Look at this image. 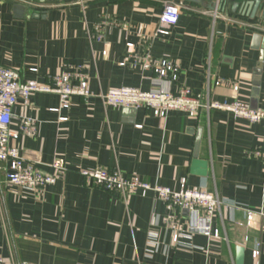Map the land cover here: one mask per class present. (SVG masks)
<instances>
[{"label":"crops","instance_id":"1","mask_svg":"<svg viewBox=\"0 0 264 264\" xmlns=\"http://www.w3.org/2000/svg\"><path fill=\"white\" fill-rule=\"evenodd\" d=\"M164 1L0 0V66L40 84L66 65L83 67L94 95L73 97L64 109L57 95L36 93L28 106L13 109L12 129L22 118L37 122L35 137L13 143L20 155L40 162L45 174L55 161L66 171L41 193L8 187L0 172L4 261L238 264L237 250L243 249L241 264H264V216L245 224L246 211L264 209V164L248 156L264 148V121L249 124L216 110L158 119L146 110L106 107L100 99L121 87L173 93L185 88L204 101L231 103L230 85L214 86L221 79L237 84L238 98L251 109L264 111V26L235 10L236 0H170L185 8L169 34L154 39ZM15 5L24 11L15 13ZM214 10L217 20L202 14ZM136 56L173 63L176 81H159L134 63ZM195 158L208 163L206 177L191 173ZM94 168L138 177L151 188L179 191L184 182L187 189L217 195L221 205L211 230L219 239L199 232V213L169 209L152 191L122 198L92 185L80 171ZM174 214L183 229L177 244L168 226Z\"/></svg>","mask_w":264,"mask_h":264},{"label":"built area","instance_id":"2","mask_svg":"<svg viewBox=\"0 0 264 264\" xmlns=\"http://www.w3.org/2000/svg\"><path fill=\"white\" fill-rule=\"evenodd\" d=\"M80 3V2H79ZM185 7L182 3L164 1L162 12L156 26L154 39L158 36L165 37L169 34L170 27L176 25ZM203 15L213 20L220 18L217 10L204 11ZM109 24L117 26L115 22ZM97 39L101 40L103 31L101 25L95 28ZM129 48L133 46L127 45ZM106 55V51L102 52ZM134 63L139 64L144 71H151L159 81L175 82L178 68L171 62L163 59H151L149 56L135 57ZM83 67L66 65L62 71L48 79V83L40 84L35 81H21L19 73L11 68L0 66V172L5 174V184L26 192L41 193L47 187L54 185L63 177L66 169L55 161L49 167L51 174L42 172L40 162L25 159L13 145L21 136L35 137L37 122L22 118L15 129H12L14 119L13 109L18 103L28 106L30 98L36 93L57 95L61 107L67 109L69 100L73 97L89 99L94 97L88 85V75ZM230 85L232 90L231 103H219L204 99L199 94L189 89H179L173 93L169 89H158L143 92L134 88H116L100 95V99L106 107L146 110L153 117L165 119L172 112H180L189 118H195L200 111H222L231 113L234 117L242 119L249 124H258L264 121V111L253 110L248 104L238 98L239 86L230 84L221 79L214 82V86ZM62 121L64 119H61ZM140 129L141 126H136ZM248 156L264 164V148H255L248 152ZM80 174L92 185L100 187L107 192L115 193L125 198L129 193L138 190H149L158 201L164 203L174 211H187L201 215V226L198 228L208 239H219L218 231L211 230V221L220 208L217 195L208 193L204 189H187L184 182L179 191H172L163 187L151 188L138 177L124 178L118 171H108L102 168H94L80 171ZM257 216H264V209L260 212L246 211L245 224L251 227ZM172 230V242L177 244L182 237L183 229L174 214L168 221ZM259 250L253 252V259H258ZM0 264H15L0 258ZM26 264V263H22Z\"/></svg>","mask_w":264,"mask_h":264},{"label":"water","instance_id":"3","mask_svg":"<svg viewBox=\"0 0 264 264\" xmlns=\"http://www.w3.org/2000/svg\"><path fill=\"white\" fill-rule=\"evenodd\" d=\"M33 1V0H30ZM40 1V0H39ZM182 1V0H180ZM242 0H236V3L234 4V9L238 10L242 16L247 17L248 19L252 21H256L258 24L264 26V0H248L247 2H244L243 5L240 7L238 2ZM24 11V7L21 5H15L14 6V12L15 13H21ZM259 38L258 35H255L254 39ZM128 112H134L135 110L129 109ZM208 170V163L206 161L199 160L195 158L191 163V173L193 175L199 176V177H206ZM244 251L243 249L237 250V263L241 264L243 260Z\"/></svg>","mask_w":264,"mask_h":264}]
</instances>
